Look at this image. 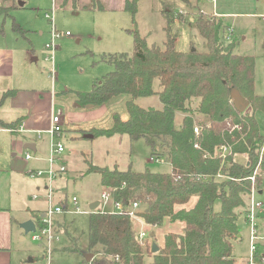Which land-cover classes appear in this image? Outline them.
Returning a JSON list of instances; mask_svg holds the SVG:
<instances>
[{"label":"rangeland","instance_id":"obj_1","mask_svg":"<svg viewBox=\"0 0 264 264\" xmlns=\"http://www.w3.org/2000/svg\"><path fill=\"white\" fill-rule=\"evenodd\" d=\"M188 1L191 5L181 0H138L134 23L128 12L115 14L94 11L81 4L74 9L70 1L65 4L60 3V0L6 2L5 6L12 8L7 17L0 16V46L12 52L15 63L13 78L8 84L14 81L15 89H22L25 95H29V90L47 94L45 103L41 105L42 113L49 110L50 118L59 114L62 127V132L59 134L50 135L42 130L31 135L37 146V152L27 150L31 156L29 171H41L43 175L20 176L12 181V201L15 202L12 203L13 208L22 210L21 214L15 213V216L20 220L25 213L30 217L37 210L44 208L47 210L48 193L51 194L50 203L53 207L64 203L67 205V210L72 212L54 217L56 230L62 234V237L50 244L45 239L33 241L32 233L24 234L20 228L21 223L19 227L16 226L14 256L20 264H84L86 262L89 208L91 204L99 203L96 211L101 210V195L109 192L102 186L98 174L86 173L89 164L108 169L116 166L120 171L130 167L134 172L144 170L155 173L170 172L165 157L150 161L155 155L151 154V149L142 138L130 140L127 135L120 134L89 138L92 137L91 132L94 130L110 129L114 114H117L121 120L128 118L126 103L130 97L127 94L111 98L102 105L89 107L78 103L76 92L91 91L96 83L113 72L114 67L109 63L112 57L122 53L132 55L135 32L145 40L148 47L154 45L163 48L169 34L174 39V48L178 52L185 53L192 50L199 53L207 52V43L195 27V21L199 16L212 19V1ZM215 7L218 13L232 14L223 18V23L228 28L223 34L225 43L234 44L235 54L254 57V93L263 96L264 19L260 16L264 14V0H215ZM45 15H48L49 19ZM179 15L184 18H178ZM50 18L59 34L54 39L56 48L53 53V67L45 61L46 57L51 56V52L45 49V44L50 42L51 38ZM14 24L21 30L14 29ZM11 86L12 84L7 90H11ZM153 89L156 92L160 90L157 79L153 81ZM16 101L21 106L20 101ZM134 103L144 109L162 108L156 95L138 98ZM196 106L197 104H192L193 108ZM24 108L29 110L28 107ZM27 109L14 107L10 98L5 99L0 107V111L3 110L5 114L12 113V116L15 114L14 119L28 114ZM254 115L259 132L264 137V113L257 110ZM194 117L196 118V114ZM182 118L181 114L176 116L177 126ZM203 121H206V118H201V122ZM10 136L0 133V147L5 159L16 161L21 155L17 148L10 149L12 147ZM13 136L29 139V135ZM59 145L63 148V152L60 155L54 154ZM51 158L55 159L53 165L49 163ZM260 160L261 156L258 162ZM234 161L243 166L247 165L245 155H235ZM60 167L65 169L62 175L49 176L48 172L51 169L57 170ZM257 168L254 200L262 204L256 215L259 230L264 231V178L258 188L257 178L260 177V169ZM6 191L8 194L9 188ZM73 198L77 201L76 205L72 202ZM247 206L248 200L246 209ZM214 209H220L219 200L214 203ZM245 215L246 213L240 211L237 226L241 238L233 244V254L237 264H245L248 257L249 226L245 221ZM41 224L43 226L42 222ZM134 225L138 230L139 226ZM18 233H22V238L17 237ZM155 233L156 237L150 238L148 242L150 245L156 244L160 249L163 236L170 232L166 233V229L156 232L155 229L154 235ZM36 234H39L38 229ZM259 252H262L261 248ZM150 261L151 257L147 258L146 262Z\"/></svg>","mask_w":264,"mask_h":264},{"label":"trees","instance_id":"obj_2","mask_svg":"<svg viewBox=\"0 0 264 264\" xmlns=\"http://www.w3.org/2000/svg\"><path fill=\"white\" fill-rule=\"evenodd\" d=\"M137 2L130 0L125 4L133 23ZM77 4L78 0H72L74 9ZM90 5L92 10H102L98 0H90ZM11 8L0 6V16L7 17ZM13 27L21 30L15 24ZM195 27L207 43V52H178L169 34L163 48L148 47L135 32L132 55L112 57L109 63L113 72L91 91L76 92L79 104L92 107L127 94L128 118L121 120L114 114L112 127L94 130L91 138L114 134L127 135L130 140L142 138L151 154L165 157L170 166L169 173H155L88 165L86 173L100 176L112 201L124 205L139 203L136 215L151 232L141 245L128 215L90 212L88 253L94 258L85 264H235L233 244L241 238L237 226L239 213L247 214L249 177L259 167L258 188L264 178V137L254 115L257 110L264 113V95L254 93V57L233 53L234 44L225 43L223 34L227 26L220 17L199 16ZM155 79L160 87L158 92L153 89ZM232 88L249 102L243 113L237 112L230 102ZM13 93H4L1 102ZM154 95L158 96L161 109H144L134 103L138 98ZM192 104L197 106L193 108ZM178 114L183 118L177 126ZM201 118L206 121L201 122ZM20 122L0 120V129L15 131ZM195 126L199 128L198 135L194 133ZM222 146L231 150L225 159L216 154ZM235 155H245L247 165L235 162ZM218 174L224 177L217 178ZM191 199H196L193 207L176 209ZM217 200L220 209L215 210ZM165 219L170 223L183 222V231L165 234L163 246L152 253L148 240L152 234L155 238L154 230L161 228ZM35 224L42 226L39 219ZM149 257L151 261L146 262Z\"/></svg>","mask_w":264,"mask_h":264},{"label":"crops","instance_id":"obj_3","mask_svg":"<svg viewBox=\"0 0 264 264\" xmlns=\"http://www.w3.org/2000/svg\"><path fill=\"white\" fill-rule=\"evenodd\" d=\"M63 1L64 0H60V3H63ZM69 1L72 3V0H67V2ZM98 1L100 2L102 6V10H99V11L115 13V14H123L124 12H126L125 4L127 1H130V0H98ZM186 2L189 3L188 0H186ZM79 4L86 5L84 7H89V9H91L90 0H78L77 6H79ZM212 6H213V9H212L213 13L211 16L218 17V18L220 17L223 20V18L229 17L232 15V14L218 13L215 7V0L214 2L212 1ZM4 7H7V6H4ZM8 7H11V6H8ZM14 65H15L14 56L12 52L10 50L5 49V47L3 46H0V107L3 105V102L5 101L4 100L1 102V98L3 94L8 91H14V93L10 97H8L10 98L11 104L14 107H21L22 110L27 109L24 107L29 108V110L27 109L28 114L22 117H19L17 119L16 118L14 119V117H16L15 114L14 116H12V113L5 114L6 112H4L3 110L0 111V120H2L5 123H12L17 120H21L20 124L18 125V128L15 131L8 130V129H0V133H6V134L11 135L10 137L12 138L11 139L12 147H10V149L16 150L17 148L19 150V155H21V157L17 159L16 161L11 160L9 158L5 159V155L3 154L2 148L0 147V264H20L19 260H17L14 256V242H15V235H16L15 233L16 226L28 220H32L33 223L35 224L36 219H39L42 222V219L44 218V213L46 211L45 208L41 210H37V212L32 213L30 217L29 215H26L25 213V215L22 217L23 219L18 220V217L15 216V213L21 214L22 210L19 208L17 209L13 208L12 203H15V202L12 201L13 198H12L11 186H12V181L16 177L18 178L20 176H24V177L29 176L27 173L29 172V168H30L29 162L31 160L25 159V152H28L27 150H33L34 152H37V146L33 142L31 135H33L34 133H39L42 130H44L46 133V131L51 127V120L53 118V117L50 118L49 110L46 111L44 114L42 113L43 108L41 107V105L45 103L44 100H46V96H48L47 94L43 95L42 93L38 91L29 90V95H25L24 92H22L23 91L22 89L20 88L15 89L14 81L11 83L12 84L10 88L11 90H7L9 85H11L8 83L9 81L11 82L13 78ZM24 98H27V99L24 101L20 100ZM16 100L20 101L21 106ZM57 116L60 117L59 114ZM60 122H61V117H60ZM20 129L22 130L21 132H19ZM13 135H29V139L28 140L21 139ZM89 138H91V136ZM27 144L30 145L29 146L30 149L23 148V146ZM22 149L25 151L22 152L21 151ZM30 171L36 172L35 170H30ZM59 175H62V174H59ZM7 188H9L8 194L6 191ZM10 191H11V194H10ZM47 195H46V199L49 201V204H50V202L52 201V198L49 200L47 198ZM195 202H196V199H191V201L188 204L184 206H177L176 209H181V208L190 209L191 207H193ZM59 206L67 207V205L64 203H61ZM62 215H57L56 217H59ZM136 225L139 226V229L143 228L147 231H150V227L145 226L140 221L136 223ZM41 227H37L35 224L36 229H39ZM56 228H57V225H56ZM183 228H184L183 222L170 223L168 219H165L163 226L161 228L156 229V232L166 229V233L173 232V233L180 234L182 233ZM135 230L138 231L136 227H135ZM21 236H22V233L17 234L18 238H22ZM155 237H156V233H155ZM162 242H163L162 243V246H163L164 236L162 238ZM85 263H88V262H84V264ZM235 264H237V262Z\"/></svg>","mask_w":264,"mask_h":264},{"label":"built area","instance_id":"obj_4","mask_svg":"<svg viewBox=\"0 0 264 264\" xmlns=\"http://www.w3.org/2000/svg\"><path fill=\"white\" fill-rule=\"evenodd\" d=\"M8 0H0V6H5L6 2ZM214 2V0H211ZM47 19H49L48 15H45ZM260 18L264 19V14L260 16ZM51 19V18H50ZM51 21V38L50 42L45 44V49L49 52H51V56H48L45 58L46 62H49L51 64V67H53V60H54V50L56 48L54 44V39L58 37V33L56 32L52 19ZM68 35V33H66ZM22 130L20 129L19 132ZM62 132L61 122L59 116H54L51 120V127L46 131L47 134L55 135ZM194 133L196 135L199 134V128L195 126ZM63 152V148L59 145L56 150L53 152L54 154L60 155ZM219 158L225 159V157L229 154H231V150L228 147L222 146L218 149L217 153ZM26 160H31V156L28 152L25 154ZM159 160V158L151 157L150 161ZM55 162L54 158H51L49 160L50 165H53ZM257 169L253 172V175L249 177V180L251 182V190L250 194L248 196V206H247V214L245 216L246 222L249 226V247H248V257L245 261V264H264V231H260L259 227L257 225V218L256 215L258 211L262 208V204L259 202H256L254 200V196L256 193L255 190V175L257 174ZM65 172L64 167H60L57 170H50L48 172L50 177H54L57 174H62ZM29 176H36L40 177L43 175L41 171H29L27 173ZM224 176L218 174L217 178H223ZM47 198L51 199V194L49 193L47 195ZM102 198V204H101V210H99L101 213H109V214H119V215H128L134 224L138 223L139 221L143 223L139 217L136 215L137 208L139 206V203H132L130 205H124L121 202H114L112 201L109 192H104L101 195ZM72 202L74 205H76V199L73 198ZM110 204V206H109ZM77 212H80L77 210ZM91 212V211H90ZM96 212V211H94ZM65 213H72L71 211L67 210V207H61V206H55L53 207L50 203L48 206V209L44 213V218L42 219L43 226L39 228V234H36V231L32 233L31 239L33 241H41L45 239L48 244L52 243V241H58L61 239L62 234L59 233L56 230L55 224H54V217L57 215H62ZM89 213V212H88ZM144 224V223H143ZM145 225V224H144ZM146 226V225H145ZM37 230V229H36ZM137 232L138 235V241L141 245H144L146 239L149 237L150 232L140 228ZM262 249V252H259V249Z\"/></svg>","mask_w":264,"mask_h":264},{"label":"water","instance_id":"obj_5","mask_svg":"<svg viewBox=\"0 0 264 264\" xmlns=\"http://www.w3.org/2000/svg\"><path fill=\"white\" fill-rule=\"evenodd\" d=\"M229 99H230L231 104L234 106L235 110L239 113L245 112L249 107V102L247 101V99L242 97L239 91L235 88H232L229 90ZM89 107H91V105H89ZM29 146L30 145L27 144V145H24L23 148L30 149ZM98 206H99V203H94L90 206L89 209L91 212H94L97 210ZM20 228L23 230L24 234L33 233L35 232V229H36L35 224L33 223L32 220H28V221L21 223ZM151 237H153V234L151 235ZM158 250H159V247L153 243L152 253H157ZM93 258H94L93 254H90V253L86 254V262L89 263Z\"/></svg>","mask_w":264,"mask_h":264}]
</instances>
